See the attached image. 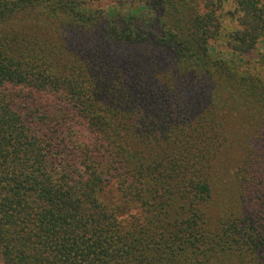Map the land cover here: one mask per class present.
<instances>
[{"label":"trees","instance_id":"trees-1","mask_svg":"<svg viewBox=\"0 0 264 264\" xmlns=\"http://www.w3.org/2000/svg\"><path fill=\"white\" fill-rule=\"evenodd\" d=\"M260 43L264 0H0V264H264Z\"/></svg>","mask_w":264,"mask_h":264},{"label":"rangeland","instance_id":"rangeland-1","mask_svg":"<svg viewBox=\"0 0 264 264\" xmlns=\"http://www.w3.org/2000/svg\"><path fill=\"white\" fill-rule=\"evenodd\" d=\"M111 1H115V0H87V2L90 3L91 7H94V8L95 7H103ZM117 1H120V2L122 1L123 4H125V2H126V0H117ZM257 50H258V52L261 51L264 53V43H260ZM256 53H253L252 56L256 55Z\"/></svg>","mask_w":264,"mask_h":264}]
</instances>
